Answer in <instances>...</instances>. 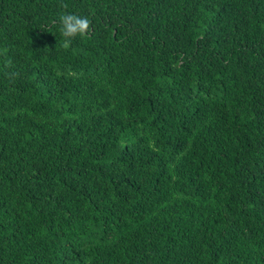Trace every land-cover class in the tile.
I'll use <instances>...</instances> for the list:
<instances>
[{
    "label": "trees",
    "instance_id": "16d2710c",
    "mask_svg": "<svg viewBox=\"0 0 264 264\" xmlns=\"http://www.w3.org/2000/svg\"><path fill=\"white\" fill-rule=\"evenodd\" d=\"M5 49L0 264H264V0H0Z\"/></svg>",
    "mask_w": 264,
    "mask_h": 264
},
{
    "label": "clouds",
    "instance_id": "9594fccd",
    "mask_svg": "<svg viewBox=\"0 0 264 264\" xmlns=\"http://www.w3.org/2000/svg\"><path fill=\"white\" fill-rule=\"evenodd\" d=\"M65 7L67 6L65 5ZM55 23L59 25V32L62 37L60 46L64 50L70 49L77 37H86L92 30V20L86 15L64 12ZM6 51V49L0 50V56H4ZM8 63L11 64V61Z\"/></svg>",
    "mask_w": 264,
    "mask_h": 264
}]
</instances>
